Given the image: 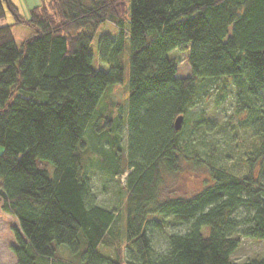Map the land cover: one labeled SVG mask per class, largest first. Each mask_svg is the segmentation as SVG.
Wrapping results in <instances>:
<instances>
[{
	"label": "trees",
	"instance_id": "trees-1",
	"mask_svg": "<svg viewBox=\"0 0 264 264\" xmlns=\"http://www.w3.org/2000/svg\"><path fill=\"white\" fill-rule=\"evenodd\" d=\"M127 1L48 0L24 17L0 0V19L6 10L12 17L0 27V208L18 221L16 264H264L232 259L243 239L264 241V0ZM106 22L116 35L98 47L109 71L93 68L90 51ZM17 26L32 31L20 46ZM174 50L188 53L189 76L178 75ZM127 60L124 149L121 119L98 127L94 114L107 88L123 81ZM221 79L220 91L233 86L240 125L253 130L245 172L210 167L200 191L161 198L162 172L178 170L191 108L206 82ZM37 91L48 99L36 100ZM200 117L190 135L212 124ZM89 129L109 152L94 149L84 163ZM93 163L112 177L129 172L121 226L117 211L95 201ZM167 218L185 230L169 232L158 253L149 226L162 228Z\"/></svg>",
	"mask_w": 264,
	"mask_h": 264
},
{
	"label": "rangeland",
	"instance_id": "rangeland-1",
	"mask_svg": "<svg viewBox=\"0 0 264 264\" xmlns=\"http://www.w3.org/2000/svg\"><path fill=\"white\" fill-rule=\"evenodd\" d=\"M20 3L19 0H16ZM130 0L127 1L129 8ZM17 7V6H16ZM23 9V6H22ZM7 12V10H6ZM20 12V11H19ZM9 14V13H8ZM21 14V13H20ZM23 15V14H21ZM28 17L29 14L23 15ZM32 31L25 26L13 28V34L18 46L23 39L30 35ZM104 35L115 36V27L106 22L96 31L90 44L92 53V66L96 70L109 71L110 65L104 63L99 55V42ZM126 55H129V45L127 43ZM170 57L174 58L178 64V75L189 76L190 69L187 63L186 52L172 51ZM123 81L119 84L109 86L102 97L99 106L94 114V124L105 125L104 119H119V136L121 145L126 149L128 127L126 123L125 105L129 94V61L124 64ZM225 82L221 79L215 85L206 82L203 89L206 95L200 96L188 114L185 128V149L178 159V170L175 172H162V182L159 186L161 198L169 197H189L205 187L206 180H209L210 167H221L234 175H242L245 172L244 158L246 145L253 141V130L251 127L240 125L243 115H237L233 86L230 82L225 85L223 91L219 87ZM202 85V84H201ZM33 97L38 101H45L49 94L37 91ZM200 115L211 122V125H200L198 130L190 135L189 128L194 122L201 119ZM115 123H117L115 121ZM85 140L89 150L84 155V163L88 159H94L96 154L94 149L109 152V145L106 139L94 136V132L89 129ZM2 149V146H0ZM92 192L98 205L113 211H117L118 224L123 223L121 205L124 200L122 185L126 181L128 171L121 177H112L93 163L87 169ZM247 211L240 209L237 215L246 216ZM170 218L165 219L162 228L149 226V233L153 235L154 248L156 252L162 253L166 250V235L171 231L184 232L185 226L173 225ZM17 225L15 217L0 213V264H16V257L12 251L15 243L12 227ZM253 257H264V241L254 239H243L238 250L233 254L232 259L236 262H243Z\"/></svg>",
	"mask_w": 264,
	"mask_h": 264
},
{
	"label": "crops",
	"instance_id": "crops-1",
	"mask_svg": "<svg viewBox=\"0 0 264 264\" xmlns=\"http://www.w3.org/2000/svg\"><path fill=\"white\" fill-rule=\"evenodd\" d=\"M19 1H20V3H18L16 0H11V2L15 6H17L18 11H20L19 13L26 15L27 13L29 14V12L32 8L37 7L40 4H42L43 2H47L48 0H19ZM22 6H23V9H22ZM11 23H12V17L10 16V14H8V12H6L5 16L0 19V27L5 26L7 24H11ZM1 152H2V149H0V153ZM0 213L15 217L11 213L3 210L2 208H0ZM16 221H17V219H16ZM15 227H17V228L19 227L18 221H17V225H15ZM16 262H17V259H16Z\"/></svg>",
	"mask_w": 264,
	"mask_h": 264
},
{
	"label": "water",
	"instance_id": "water-1",
	"mask_svg": "<svg viewBox=\"0 0 264 264\" xmlns=\"http://www.w3.org/2000/svg\"><path fill=\"white\" fill-rule=\"evenodd\" d=\"M183 117L178 116L174 121V127L176 130H180L182 127Z\"/></svg>",
	"mask_w": 264,
	"mask_h": 264
}]
</instances>
